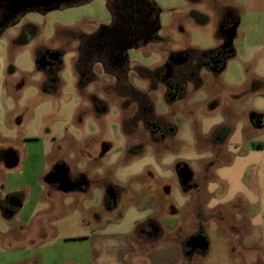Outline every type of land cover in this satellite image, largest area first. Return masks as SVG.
<instances>
[{"label":"rangeland","instance_id":"obj_1","mask_svg":"<svg viewBox=\"0 0 264 264\" xmlns=\"http://www.w3.org/2000/svg\"><path fill=\"white\" fill-rule=\"evenodd\" d=\"M153 1L160 10L162 40L131 53L130 62L138 72L134 69L129 81L140 91H150L155 113L164 117L165 123L186 124L183 128L194 133L205 117L209 101L206 105L205 93L193 92L185 104L168 102L163 83H153L143 75V69L155 70L172 51L202 52L216 48L220 45L219 34L223 36L224 15L235 19L236 56L227 60L221 75L232 76L237 82L245 80L243 87L237 89L260 83L264 90V0ZM108 3L109 0H88L45 13L29 11L19 24L0 33V152L14 150L19 159L12 168L0 161V204L10 193L26 202L12 216L0 208V264L92 262L93 257L85 254L89 251H84L90 248V240L85 243L72 238L89 237L94 226L105 225L107 220L118 221L121 214L128 215L126 220L124 216V225L128 224L136 209L134 205L140 207L146 199L145 192L150 197L158 195L159 199L156 197L154 201L158 212L163 211L159 206L161 201L177 200L175 194L165 193L162 186L164 182L179 184V169L188 161L174 160L181 156L189 141L176 136L178 141L172 137L162 148L154 145L161 140L160 136L152 133L153 128L142 126V122L136 125L132 119L135 104L131 99L129 104L125 102L127 107L123 105L122 98L114 93L116 83L109 75L97 68L95 81L87 85L78 74L79 36L95 31L109 19ZM54 53L59 57L50 60L51 66L45 67L39 61L41 55ZM213 77L212 72L207 75L215 80ZM221 83L223 86L224 82ZM193 105H198L194 107L196 110L193 108L195 116L189 110ZM151 121L157 123L155 119ZM144 135L150 141H143ZM132 146L144 153L145 162L147 158L154 159L164 176L150 174L149 189H146L142 181L148 175H144L132 188L120 190L117 201L107 206L99 173L106 160L111 156L117 158V154L127 149L122 154L124 162V157L135 151ZM167 156L172 159L168 161ZM194 166L192 163L193 169ZM153 168L150 163L149 169ZM65 173L73 178L74 187L73 183L66 185L59 181L60 177L56 179ZM78 181H85L86 189L76 187ZM48 183L57 184L64 215L43 212L36 217V211L44 208V203L38 205V202L42 200V193L48 195ZM183 225L192 227L193 223L187 221ZM208 232L216 249L221 239L211 234V229Z\"/></svg>","mask_w":264,"mask_h":264},{"label":"crops","instance_id":"obj_2","mask_svg":"<svg viewBox=\"0 0 264 264\" xmlns=\"http://www.w3.org/2000/svg\"><path fill=\"white\" fill-rule=\"evenodd\" d=\"M219 36L220 44L223 37ZM224 69L204 68L173 101L185 104L193 92L206 94L204 100L206 105L209 103L196 132L185 130L183 126L186 124L177 126L172 122L175 131L165 137L160 136L161 140L154 144L162 148L164 142L172 137L178 141L176 136L189 141L181 156L174 158L175 162L188 161L187 165L182 164L179 175L176 174L180 185L170 186L164 182L162 186L165 193L175 194L177 200L160 202L159 206L166 212L164 214L154 207L158 195L155 193L150 197L149 192H145L146 199L140 207L134 205L136 209L128 224L124 225L128 215L125 214L124 220L125 215L121 214L118 221L107 220L105 225L94 226L89 237L72 238L73 241L86 243L90 240L92 243L84 251H89L85 254L89 253L93 261H79L78 264H264V90L260 83L237 89L243 87L245 80L239 84L232 76H222ZM148 71L143 69V72ZM210 72L215 75V80L207 78ZM221 82H224L223 86ZM234 98L236 102H233ZM197 106L189 108L194 116L193 108ZM143 141L150 139L144 135ZM131 149L135 151L127 152L131 155L126 154L129 157H124V162L122 154L127 149L117 154V158L111 156L99 173L103 201L107 206L112 205L111 201H117L120 190L132 188L134 182H140L144 175H148L142 181L146 189H149L150 174H157L159 178L164 176L163 169L154 159L150 161L147 158L145 162L144 153L138 152L134 146ZM166 159L170 161L172 157L167 156ZM0 161L12 168L19 159L14 150H3ZM150 163L154 167L152 171ZM58 178L59 175L56 176ZM48 184V195L42 193V200L38 202V205L44 203V208L36 211V217L43 212L53 216L55 212L64 215L57 184ZM78 187L86 189L85 181ZM25 205L26 202L17 194L10 193L0 208L12 216ZM187 221L193 226H184ZM210 229L211 234L221 239V245L216 249H213L215 245L208 232ZM201 236L207 243L205 249L189 246L191 239ZM107 238L116 240L106 241ZM198 252L199 256H196ZM98 259L102 262L98 263Z\"/></svg>","mask_w":264,"mask_h":264},{"label":"flooded vegetation","instance_id":"obj_3","mask_svg":"<svg viewBox=\"0 0 264 264\" xmlns=\"http://www.w3.org/2000/svg\"><path fill=\"white\" fill-rule=\"evenodd\" d=\"M108 4L109 19L101 23L95 31L81 33L79 36L77 69L81 82L87 85L94 82L96 69L99 68L116 83L114 93L122 98L125 107L132 99L131 103L135 104L136 108L132 119L134 118L137 126L142 122V126L153 128L152 133L156 136L170 135L175 131V127L170 122L165 123L164 117L155 113L150 91H140L129 81L131 72L136 70L130 62L131 53L162 40L159 36L160 10L153 0H109ZM47 8L43 6L20 11L14 0H0V33L8 27L19 24L25 13L29 11L45 13ZM234 26L235 19L224 15L221 19L223 39L219 46L205 52L195 50L170 52L168 59L162 65L142 74L147 75L153 83L162 82L168 102H173L182 95L192 79L198 77L204 68L223 69L227 60L235 56ZM58 57L59 54L55 53L48 56L41 55L39 61L45 67L51 66L50 60ZM152 119L157 123L151 121ZM126 121L127 119L124 120V125ZM128 121L131 122L130 119ZM66 173L64 176H59L62 178L60 181L71 185L73 178ZM79 184V181L75 182L76 187ZM72 185L74 187V183ZM7 201L10 203V198Z\"/></svg>","mask_w":264,"mask_h":264},{"label":"water","instance_id":"obj_4","mask_svg":"<svg viewBox=\"0 0 264 264\" xmlns=\"http://www.w3.org/2000/svg\"><path fill=\"white\" fill-rule=\"evenodd\" d=\"M88 0H14L20 11H26L28 9H34L37 7H48L47 11L60 8L64 5H73ZM159 30V29H158ZM189 246L195 249L200 247L205 249L207 247L206 240L203 236L193 238L189 241Z\"/></svg>","mask_w":264,"mask_h":264}]
</instances>
